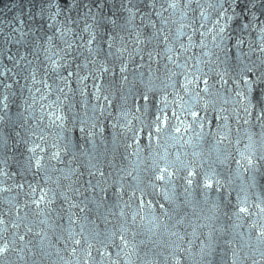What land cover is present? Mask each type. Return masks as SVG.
<instances>
[{
	"label": "snow or ice",
	"instance_id": "1",
	"mask_svg": "<svg viewBox=\"0 0 264 264\" xmlns=\"http://www.w3.org/2000/svg\"><path fill=\"white\" fill-rule=\"evenodd\" d=\"M29 3L30 8L20 5L21 15L14 18L15 23L7 25V31L0 27V57L12 65L5 63L0 67V87L4 90L0 93V129L15 131L17 126L24 129V135L15 131V136L29 154L19 162V173L10 174L0 167L3 177L0 185L16 175L23 178V182L0 186V192L15 188L26 197L23 205L6 199L4 204L8 206H0V264H44L53 257L49 248L54 249L58 261L73 264L56 247L59 243H63V252L76 258L75 264H169L170 261L181 264L179 254L191 255L193 240L188 239V247H184L186 236L205 237L200 240L199 264H214L218 243L214 224L228 206H231L230 214L224 211L223 215L232 221L230 227L235 231L246 225L249 240L253 235L255 238L254 244L245 242L239 250L232 249L231 264H264V195L255 191L257 187L264 189V183L260 182L264 180V0H204L203 3L201 0H29ZM190 11H198V15L188 23H180L173 37L171 25L176 23L173 17L178 13L184 21ZM185 28L191 33L184 32ZM197 34L198 43L193 39ZM253 34L255 39L251 38ZM182 35L187 37V44L180 40ZM9 46L16 49L15 53ZM193 48H199L200 53L189 55ZM233 49L237 53L235 62L230 57ZM137 58L141 63H137ZM161 60L167 61L165 74L174 92L172 100L167 93L161 96L157 106L150 97L156 92L152 79L140 91L129 81V65L136 64L139 68L146 61L150 67L151 62ZM201 65L209 71L205 72ZM210 73L217 77L213 84L209 83ZM117 76L121 86L129 84L127 92L123 87L118 89L119 99L127 104L132 97L135 111L152 117L148 123L140 116L134 117L148 129L149 142L155 140L160 147L169 144L174 147L183 141L180 144L183 147L192 145L193 137L199 144L210 136L214 143L210 142L207 153L194 151L192 160L187 159V153L184 159L177 153L174 159H169L167 147L163 154L154 150L145 169L149 173L146 182L139 175L132 176V172L120 169L122 174L109 184L111 173L106 175L90 162L87 175L91 179L83 180L84 173L70 166L76 159L71 138L58 133L56 140L49 143L43 127L55 126L67 131L65 121L70 118L62 109L70 99L69 93L75 95L77 91L81 97L90 96L97 101L92 105L93 116L89 119L103 117L107 107L112 106ZM177 76L182 77L179 88L173 80ZM20 80L29 83L21 84ZM14 84L19 85L21 93L27 88L29 96L25 105L30 114L38 106L41 115L36 118V127L29 125L23 113L18 114L17 120L9 116V98L16 94ZM216 84L230 95L223 96ZM53 93L55 100L44 103ZM225 104L232 106L224 107ZM72 107L69 103V111ZM97 112L99 116L95 115ZM210 113L214 114L211 118ZM121 115L127 120L129 111L123 110ZM45 117L49 121L47 125ZM216 121L219 123L215 130L206 132V126ZM233 122L238 126L237 131L242 122V125L258 126L260 132H248L247 143L240 148L242 138L233 140L230 135ZM85 123L80 120L81 125ZM131 125L132 121L127 120L120 126L134 133L132 155H138L141 149L137 134L143 128L134 129ZM91 127L95 128L96 124ZM36 128H40L39 133ZM79 130L89 137L95 135L90 130L85 132V127ZM254 136L259 139H253ZM10 139L11 133L0 132V149H7ZM61 140L66 142L61 144ZM161 140L163 145L159 143ZM132 147L131 143L126 145ZM69 153L72 156L66 168H57L52 163L64 164L62 154ZM232 163L236 165V176L247 174V179L236 186L229 168ZM0 164L6 165L7 160ZM224 171H228L227 177L222 175ZM53 173L59 175L53 178ZM29 175L31 181L27 179ZM125 176H132L136 183L126 186ZM112 185H116V200L109 204ZM196 190L202 201H193ZM212 191L218 194L214 199L209 196ZM233 193L235 203L231 199ZM148 195L162 196L167 202L168 207L159 203L163 220L154 214L141 215L145 208H152L153 201L145 199ZM57 199L67 205L68 229L57 223L65 212L63 206L59 211L53 207ZM133 202H138L137 208L126 212L125 209H132ZM52 213H56L55 218ZM90 215L95 219H90ZM33 216L44 217L39 224L52 229L55 244L44 229L35 231V221L30 218ZM110 217L116 223L111 229L100 230L97 220L107 225L111 223ZM78 223L80 230L76 232L72 226ZM189 227L191 233L187 231ZM203 229L207 231L198 234ZM219 231L223 234L224 229ZM35 237H39L38 244L33 243Z\"/></svg>",
	"mask_w": 264,
	"mask_h": 264
},
{
	"label": "water",
	"instance_id": "2",
	"mask_svg": "<svg viewBox=\"0 0 264 264\" xmlns=\"http://www.w3.org/2000/svg\"><path fill=\"white\" fill-rule=\"evenodd\" d=\"M163 2V0H161ZM204 0H201V3H203ZM24 4L28 8L31 7V4L29 3V0H0V27H5V30L7 31V25L11 23H15L14 18L16 16L21 15V7L20 5ZM193 7H195V4H193ZM211 12V10H209ZM171 12V10H169ZM126 15V14H125ZM165 15H168V13H165ZM198 15V11L196 13L189 12L188 13V19L181 21L179 14L177 13L173 19L176 20L175 24L171 25L173 37H175L176 30L179 28L180 23H188L189 20ZM155 18V17H154ZM212 18H215V13H212ZM91 22V21H89ZM83 21H81V27H83ZM137 24L140 23L139 19L136 21ZM209 26H211L209 24ZM17 27H23V25H17ZM146 32L148 30H145ZM186 33H191L190 29L185 28L183 30ZM252 39H255V34L251 37ZM193 39L198 43L199 37L198 34L193 37ZM180 40L183 41L185 44H187V37L186 36H180ZM231 43V42H230ZM11 48V46H9ZM163 50V45H161V51ZM11 51L15 53L16 49L11 48ZM199 48H193L192 52L189 53V55L195 53H200ZM244 51H247V47L245 46ZM237 55L236 50L233 49L230 53V57L232 58V61L235 62V56ZM255 58V57H253ZM31 59V56L29 57ZM40 59L43 60V54L41 53ZM194 62V61H193ZM8 64L9 67H11V62L3 59L0 57V67H2L3 64ZM34 63L39 64V61H34ZM137 63H141L139 61V58H137ZM167 63L166 60H161L160 63L151 62V66L149 67V62H143L142 66L137 68L136 64H130L129 65V81H132L135 83L136 87L140 89V91H144V83L149 80V78L152 79L153 84L156 86V92L153 94H150V97L154 101V103L157 106H160V98L165 93L168 94L169 100L173 99V92L174 89L171 87V83L168 81V78L166 76L167 69L164 68V64ZM170 68H173V70L179 72V69H175L173 65H169ZM201 67L204 69L205 72H208L209 69L205 65H201ZM143 74L141 77L140 74ZM135 77V79H134ZM112 77H106V79H111ZM19 79V77H17ZM117 85L116 88L113 89L114 95L111 97L112 99V106L107 107V111L105 112L103 117H100L98 120L89 119L93 116L92 112V105L96 104L97 101L93 99L92 97H81L79 92L77 91L75 95L72 93H69L70 99L65 102L62 111L70 118V121H65V127L67 131H61V129L52 126V127H43V134L47 137L49 143L53 142L57 138V134L59 133L61 136H68L71 138L72 145H73V152L76 156L75 160H72L71 167L78 168V170L82 173H84L83 180L91 179L87 175L89 163L96 164L97 167H99L101 170L105 172V174L111 173V179L109 180V184H112V181L118 178V175H121L120 169H126L129 172H132V176L139 175L142 180L145 182L147 181L149 173L145 171L147 166L151 163V156L153 151H157L161 154L164 152V147H167V151L169 153V159H174L175 155L177 153L181 154V158L184 159V153H187V159L192 160L193 157L191 155L192 152H200L203 150L204 153H207L208 149L210 148L211 144V137H206L205 141L199 142L197 144V141L193 137L192 145L185 144L183 147L180 146V144H183V141L180 142V144H176L174 147L169 145H164V147L158 146L157 142L155 140L149 142L148 137L146 135V132L148 131L147 128H143V125L140 123L139 120L134 119L135 116H140L142 120L145 121V123H148L152 117L144 116L142 113H138L135 111V105L133 104V98L129 97L127 104H124L122 100L119 99L121 92L118 90L121 87H123L124 92H127V89L129 87V84H124L121 86L119 77L116 78ZM174 81H177V88H179V81L182 80V77H173ZM217 80V77H215L214 74H209V83L213 84ZM9 83L12 81L9 80ZM21 84H28L29 82L20 80ZM49 83H51V80H49ZM89 91H91V82L89 81ZM167 85V87H165ZM39 87V85H37ZM73 87H76L75 82H73ZM216 89H220V85H215ZM13 91L16 93L13 96H10V103H9V116L13 120H17L18 114L23 113L24 117L28 119L29 125L32 127H36L38 124V120L36 119L41 115V112L38 109L35 113L30 114V110H26L25 100L28 98L29 93L27 91V88L23 90L21 93L19 85H13ZM67 91V90H66ZM221 94L225 97L229 96L230 93L224 91L223 89H220ZM4 90L2 87H0V93H3ZM39 94L37 93V96ZM181 95H183V92L181 91ZM56 93H53L48 101H44V103H49L52 100H55ZM138 99V97L136 98ZM185 99H189V97L185 96ZM74 105L72 109L69 111L68 104ZM100 103H105L104 101H100ZM123 105V108L121 107ZM224 107L230 108L231 104H225ZM150 108H152L151 104L149 105ZM175 107V105H173ZM54 110V109H53ZM123 110L129 111V115L127 117V120L132 121L131 127L134 129H141L142 131H139L137 134V138L139 139L140 149L138 155H132V153L135 151V143L133 141V132H128L125 128H122L120 125L127 123V120L121 115V112ZM155 108H152V111H155ZM111 113L109 116L108 113ZM96 116H99V113H95ZM214 114L210 113L209 118L213 116ZM190 119V118H189ZM80 120H84L86 123L84 125L80 124ZM22 120H18V123H22ZM49 123L48 119L45 117L44 124L47 125ZM95 123L96 127L92 128V124ZM219 122L216 121L210 126H206L205 131H214L216 124ZM253 124L255 122L253 121ZM113 125H116V127H113ZM232 127L231 132V138L233 140L237 138L241 139V144L238 145V147L243 148V145L247 143V134L248 132L251 133H259L260 128L258 126H250V125H242L239 126V131H237V125L233 122L230 124ZM80 127H85V132L92 131L95 133V135L89 137L86 136L85 133L80 132ZM101 129H103L101 131ZM247 130V131H246ZM15 131H19L21 135H24V129L19 128L18 126L15 128ZM15 131L12 130V128H4L0 129V132L4 133H11V139L9 140V145L7 149H0V161L7 160V164H0V167H4L6 171L11 173H19L20 167L19 162L23 160L24 157L29 155L25 151V146L22 143H17L18 137L15 136ZM36 131L39 133L40 128H36ZM185 139H188V136L185 135ZM253 139L258 140V136H254ZM66 141L61 140L60 143L63 144ZM133 144L132 148H126L127 144ZM160 145H163L164 142L161 140ZM72 153H69L68 155L62 154V159L65 161L64 164H57L55 161H53V164H56L57 168H66L68 166V161L71 159ZM94 157V159H93ZM222 167V166H221ZM231 172L233 173V180L234 185H239L241 183V180L247 179V174H243V176H236V165L232 163L229 166ZM219 170V168H218ZM59 173H53V178H55ZM224 177L228 176V171H224L222 173ZM132 176H125L124 183L125 185H134L136 183L135 180H133ZM29 181L32 180V177L29 175L27 177ZM0 180H3V177H0ZM13 181L17 182H23V178L20 175H16L13 177V179L5 181L4 185L0 186H11L13 184ZM95 181H93L94 183ZM261 183H264V180L260 181ZM64 183H67L65 181ZM143 186V185H142ZM116 185H112V187L109 188V199L108 203H114L116 200V197L114 195ZM181 189H178L180 191ZM130 191V190H129ZM151 191L150 189L148 190ZM256 192L260 193L261 195H264V189H261L257 187L255 189ZM139 195V193L137 194ZM217 193L215 191H212L209 193L210 198H216ZM6 199H14V202L18 201L21 205H23L24 200L26 197L23 193H18V190L13 188L10 192H0V206L7 207L8 205L4 204V201ZM82 199V197H81ZM128 196H124V200H127ZM146 200H152L153 205L151 209L145 208L143 212H141V215H144L145 217H148L149 214H154L155 216L159 217L161 220L164 219L162 212L159 208V203H164L166 207H168L167 202L163 200L162 196L158 195H148L145 197ZM183 199V197H181ZM193 201L201 200L202 197L200 195L199 190H196L193 192L192 196ZM233 203H235V193H233L231 197ZM158 202V203H157ZM138 202H133L132 209H125L126 212H131L137 208ZM61 206L64 207L65 212L63 213V219L58 220V224H62L64 229H68L69 222L67 219V205L63 204V201L61 199H57L55 205L53 207L56 208L57 211L60 210ZM122 206V205H121ZM191 211V209H188ZM231 206H228L227 208H223L222 212L220 214V219L217 220L214 224V227L217 229V232L214 233L215 238L217 239L218 243L216 245V254L214 259V264H231V251L232 249L239 250L245 242L248 243H255V238L253 235V238L249 240V231L247 229V226L238 229L233 230L230 225L232 224V221L228 220L227 217L223 215L224 211L229 212L230 214ZM24 211H28V209H24ZM73 211H78V209H73ZM118 211V210H117ZM23 214V212L21 213ZM56 213H52L53 218H55ZM35 221L34 228L35 231H40L41 229H44L48 233V237L51 240L53 244L56 243L55 236L53 235L52 229H49L46 225L39 224V220L43 219V216L40 217H30ZM90 219H95L94 215H90ZM111 223L105 225L100 220H97V224L99 225L100 230H104L105 228L111 229L113 224L116 223V220L114 218H109ZM139 221V217L137 218ZM49 223H51V220H49ZM145 223H147V219L145 220ZM90 227V225H89ZM72 228L79 232L80 230V224H75L72 226ZM220 229H224L223 234L219 231ZM59 229H57V232ZM183 232V229H181ZM189 233H191L192 229L189 227L187 229ZM199 231H207V229L198 230ZM240 234H243L242 236ZM65 236H67V232L64 233ZM192 239L193 243L191 245V255L186 253L179 254L181 257V264H199V247H200V240L205 239V237L200 236L199 239H196L191 236L185 237V243L184 247H188L187 240ZM225 241H231V244L225 243ZM33 243L38 244L39 243V237L33 238ZM47 243V241H46ZM57 248L61 249V254L64 255L65 259H71L73 264H75V257H70L68 253L63 252V243L56 244ZM48 251L53 252V257L51 260H45L44 264H63L62 261H58L54 254V249H47ZM165 255H168V252L165 251ZM139 264V262H137ZM169 264H174V261H170Z\"/></svg>",
	"mask_w": 264,
	"mask_h": 264
}]
</instances>
